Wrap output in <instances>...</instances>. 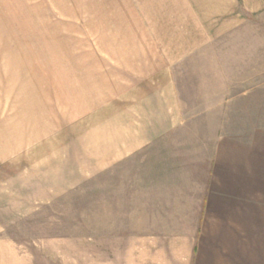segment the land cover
<instances>
[{"label":"rangeland","instance_id":"374dc122","mask_svg":"<svg viewBox=\"0 0 264 264\" xmlns=\"http://www.w3.org/2000/svg\"><path fill=\"white\" fill-rule=\"evenodd\" d=\"M187 17L180 0H0V264H94L95 237L158 232L184 197L110 158L208 140L245 163L227 193L264 264V15L211 46Z\"/></svg>","mask_w":264,"mask_h":264},{"label":"crops","instance_id":"0c3cea01","mask_svg":"<svg viewBox=\"0 0 264 264\" xmlns=\"http://www.w3.org/2000/svg\"><path fill=\"white\" fill-rule=\"evenodd\" d=\"M180 3L188 16L184 19L189 22V36L199 38L200 43L208 40L209 46L229 36L247 20V15H264V0H180ZM165 91L164 99L176 102L172 89ZM170 111L175 117H183L175 107L165 110L164 116ZM201 115L209 117V110L195 113L197 117ZM161 143L158 149L165 151L158 156L111 157L110 164H140L143 175H156L157 182L153 184L167 191V196L184 197L169 210L174 214L172 220L162 223L158 219L151 224L148 221L143 226L159 229L158 232L95 237L94 264H246L245 220L243 217L240 221L239 216L244 210L239 199L232 197L236 193H227L244 181L245 176L240 175L245 174V163L235 158L209 156V148H213L209 140L200 146L204 151L189 156H178L177 151L171 155V145L178 148L176 142ZM217 144L220 147L221 142ZM147 188L143 187V191ZM161 194L158 192V196ZM187 198L189 203L182 205Z\"/></svg>","mask_w":264,"mask_h":264}]
</instances>
